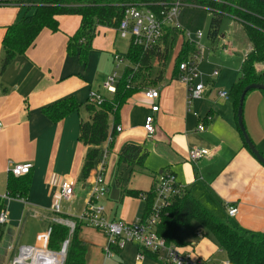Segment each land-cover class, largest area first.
<instances>
[{
    "label": "crops",
    "instance_id": "obj_1",
    "mask_svg": "<svg viewBox=\"0 0 264 264\" xmlns=\"http://www.w3.org/2000/svg\"><path fill=\"white\" fill-rule=\"evenodd\" d=\"M40 2L26 0L20 4L15 0H0V60L4 55L3 38L7 29L33 15ZM58 22L57 32L49 28L42 30L31 48L17 56L3 74L0 73V119L3 124L0 132V198L4 199L9 219L2 228L1 242L14 235V239L22 243L23 236L27 235L25 229L30 223L39 221L43 228L36 231L32 244H24L34 248L43 243L47 227L54 218L52 209L57 202L60 184L66 179L73 183V202H62L61 210H64L63 216L77 218L82 213L79 216L74 214L73 203L83 202L82 209H85L95 180L92 176L95 170L88 179L81 177L86 154L90 150L79 141L80 121L87 119V113L81 109L55 123L42 110L70 97L81 105L90 102V93L101 94L104 81L116 71L114 55L125 54L114 50L118 37L116 29L99 27L87 61L81 64L80 51L74 55L67 52L70 38L81 25L80 16H60ZM176 40L180 53L184 39L173 32L166 43L169 50L165 60H152L157 64V73L151 74L152 63L151 70L140 71L133 86L135 92L119 108L117 115L109 118V134L115 128V122L123 130L114 137L105 175L109 183L115 181L122 201L120 204H103L104 215L109 221L134 223L141 220L146 200L127 192L146 194L153 190L158 174L172 172L182 191L194 197L216 218L229 222L243 233L263 234L264 165L245 143L237 121L238 109L231 95V88L241 78L242 65L252 51V45L242 60L237 77L230 81L228 98L221 97L220 93L226 92H221L216 88L217 83L212 81L209 90L189 112L186 108V86L176 78V66L172 72L166 73L165 69ZM224 51H229L227 46ZM124 63L120 64L123 68L119 80L133 69L129 61ZM256 71L264 73V62L257 63ZM153 88L161 93L157 102L160 110L154 114L156 132L148 136L144 127L147 116L151 115V103L142 92ZM102 96L108 98L112 95ZM207 116L211 117L210 121H206ZM243 120L252 142L264 156L263 91H253L246 96ZM201 123L205 124L204 131H198ZM127 145L145 149L148 156L141 166L119 165L120 154ZM193 148L207 149L210 155L192 162L189 151ZM104 149L105 144L100 147V150ZM26 163L32 165L27 200L21 202L8 198L7 182L11 167ZM118 177L122 179L120 184ZM230 205L239 210L237 215L229 217L227 207ZM119 215L121 219L117 218ZM189 248L181 250L189 251ZM203 249L206 250H199L203 257L197 251L195 256L213 259L212 251L205 246ZM128 250L134 251L137 264H144L148 259L150 264H161L159 258L149 254H144L143 262L138 261L140 249L136 244H128L126 249L115 251L118 264H125L124 254ZM103 260L104 264L114 262L106 260L105 255ZM87 262L89 264L88 259Z\"/></svg>",
    "mask_w": 264,
    "mask_h": 264
},
{
    "label": "trees",
    "instance_id": "obj_2",
    "mask_svg": "<svg viewBox=\"0 0 264 264\" xmlns=\"http://www.w3.org/2000/svg\"><path fill=\"white\" fill-rule=\"evenodd\" d=\"M135 1L150 2L151 0H41L33 15L24 17L20 22L7 29L3 38L4 55L0 60V73L3 74L17 56L25 54L31 48L42 30L49 28L51 31L57 32L59 30L58 18L60 16H80L81 25L70 38L67 52L70 55H74L77 50L80 51V63H86L98 28L110 27L117 29L124 16V5ZM221 1H225L228 4L200 1L203 5L211 8L210 12L213 18L209 29L210 39L214 41L217 38L222 19L227 14L243 25L247 38L252 45V51L244 59L241 78L231 88V95L238 109L239 100L246 86L257 83L264 84V73L259 74L256 71L257 63L264 62V3L259 0ZM169 33L170 31H168V35ZM176 33L182 35L184 39L181 45L182 49L176 59V69H178L182 61L196 51V47L185 41L183 32ZM168 35L165 38V44L168 41ZM168 50L169 48H166L165 52L146 53L131 41L128 52L122 55L132 65L140 64V67L136 73L133 70L127 71L120 79L116 91L111 97H105L101 104L88 102L84 105L77 103L73 97H70L42 110L46 117L55 123L60 122L65 116L73 112H79L81 109L87 113V119L82 118L80 121L81 130L79 136V141L90 148L81 170L83 180L90 177L99 161L100 147L106 143L109 136L110 125L108 122L110 116L114 114L116 116L119 108L135 92L136 89L133 86L137 77L140 76V71L151 70V63L154 58L158 61L165 60ZM114 125L115 128L110 134L115 137L116 122ZM147 156L148 154L142 146L127 145L120 154L119 165L141 166ZM9 174L7 197L21 202L26 201L30 174L21 177H15L10 172ZM121 180V177H118V184L121 183ZM127 194L135 198H139L142 195L137 191H128ZM145 199L146 206L143 219L150 216L155 200L153 192L146 193ZM3 202L4 199L0 198V210L6 209ZM62 217L76 223L74 233L71 235L69 227L59 224L51 225L54 233L49 247L53 250L60 249L61 243L68 240L69 236H71L65 264H86V246L78 238V233L83 227V223L75 217ZM193 221L204 227L214 237L220 249L227 253L231 264H264V233L251 235L237 230L229 222L218 219L208 212L203 205L188 193L183 192L181 195L174 197L172 205L163 211L156 228L158 234L165 239L166 243L169 245L174 244L181 249L187 245L180 237V233L188 228ZM3 227L5 226H0V242L3 237ZM146 254L149 253L146 252ZM153 257L156 258V256Z\"/></svg>",
    "mask_w": 264,
    "mask_h": 264
},
{
    "label": "built area",
    "instance_id": "obj_3",
    "mask_svg": "<svg viewBox=\"0 0 264 264\" xmlns=\"http://www.w3.org/2000/svg\"><path fill=\"white\" fill-rule=\"evenodd\" d=\"M26 0H15L16 3H23ZM200 1L217 2L221 4H228L221 0H151L150 2L135 1L134 3L125 4L124 16L121 19L119 27L116 29L117 33L123 38H131V41L135 46H138L146 53L151 52H165L166 44L165 38L170 31L168 40L171 34L174 32H183L185 41L193 44L196 47V51L188 55L185 60L179 65L177 69L176 78L186 86V108L190 112L192 105L200 100L204 95V85L198 83L199 78L198 68L200 61L202 60V47L197 42L198 39L203 38V32H198L193 40L191 33L187 32L180 26L179 17L181 9L184 7L200 8L210 12L207 5H203ZM227 15V14H226ZM125 56L115 54L113 57L114 65L116 69L120 67V64L124 61ZM128 60V59H127ZM129 61V60H128ZM140 67V64L133 65V72L136 73ZM117 72H113L106 79L103 88L107 94L112 95L116 91V87L119 83ZM142 94L145 99L151 103V115L147 116L145 120V131L148 136H153L156 132L155 116L156 112H159L160 108L157 104L160 94L157 88L143 90ZM221 97L228 98L227 93H220ZM90 102L101 104L105 100V96L100 93L91 92ZM197 117V114H194ZM211 117L207 116L206 121H210ZM3 124L0 119V132L3 130ZM205 124H199L198 131H204ZM122 127L117 126L116 133L122 132ZM114 136L109 134L105 143V149L100 150V158L97 163L98 174L93 182V190L88 199V204L83 210L80 217L77 219L83 223V226H88L95 230H101L107 238V247L105 249V259L110 260L114 257L116 250H124L128 244H136L140 253L137 256L138 261H144V254L149 253L156 258H159L161 264H218L214 259H201L196 257L192 250H181L174 244L169 245L165 239L162 238L157 232V224L161 219L163 211L169 208L174 197L183 193L181 187L176 182L175 175L171 172H162L156 176L153 195L154 203L150 212V216L146 219L137 220L134 223H126L121 220L109 221L105 214V208L100 204L101 199L106 197L108 190L105 189V173L108 159L110 157V147L114 142ZM189 159L192 162L200 161V159L210 155V152L204 148H193L189 151ZM32 165L21 164L13 165L9 171L15 177H21L30 174ZM60 191L57 196V202L53 206V220L51 225L59 224L69 227L71 235L74 233L76 223L70 219L62 217L61 203L64 201H70L74 196L73 183L68 179L60 184ZM141 199L146 200V194L140 196ZM229 217L238 214L239 210L234 205L227 207ZM8 212L3 209L0 210V226L8 224ZM54 229L52 226L47 230V233L43 237L42 242H45V248L50 253H56L59 256L63 255L62 264H65V259L69 249L70 239L61 243L60 249H52L49 247L51 237ZM33 246L24 245L20 247L19 255L12 263L13 264H33L31 258L22 259L29 250H35ZM219 264H231L229 260L220 262Z\"/></svg>",
    "mask_w": 264,
    "mask_h": 264
},
{
    "label": "rangeland",
    "instance_id": "obj_4",
    "mask_svg": "<svg viewBox=\"0 0 264 264\" xmlns=\"http://www.w3.org/2000/svg\"><path fill=\"white\" fill-rule=\"evenodd\" d=\"M211 12L200 8H190L184 7L181 9L179 23L180 26L185 29L187 32L191 33L193 40L196 37L198 32H203L204 36L201 39L196 40L200 47H202V60L200 61V65L198 68L199 78L197 79L198 83H202L204 85V95L206 91L209 90V86L212 81L216 82V88H220L221 92L229 93V84L232 79L237 77L238 71L241 68L242 60L251 47L250 42L247 38L246 31H244L243 25L234 21L232 16L225 15L222 19V23L219 28V34L216 38V41L212 42L210 39V23L213 17H211ZM116 44L114 50L118 53H126L128 52L129 45L131 43V38H122L121 35L117 34ZM179 43L177 40L174 43V50L171 51L169 57L166 61V73L172 72L176 66V59L179 54L178 48ZM227 46L229 51L225 52L224 47ZM185 60V59H184ZM124 64H128V60L125 57ZM122 62V63H123ZM153 67L151 70V74L157 73V64L153 61ZM123 68V66H122ZM122 68L116 69L118 74V78H120V72H122ZM105 83V81H104ZM103 83V84H104ZM261 91H256V93ZM102 95H107L105 90H101ZM95 174H93V178L97 177L98 174V165L96 164ZM97 171V173H96ZM105 189L108 190L106 197L101 199L100 204L106 205V203L118 202L120 204L121 195L120 189H118L114 180H111L109 183L107 181V177L105 175ZM109 183V185H108ZM127 182H125L126 186ZM90 186V185H89ZM92 190L94 188L93 185ZM91 190V192H92ZM73 199L70 201H64V203H72ZM84 204L83 202L73 203L72 210L75 215L79 216L82 213ZM64 213V210H61ZM68 212V211H67ZM119 219L120 215L117 217ZM52 221L47 227V230L50 228ZM31 225L25 229L27 235L23 236L21 240L22 243L18 240V242L14 239L15 236H10L5 242H0V264H13L12 261L18 257L20 247L24 244H32L34 237L36 236V231L41 230L43 228V224L39 221H35L34 223H30ZM34 225V226H32ZM6 226V225H5ZM46 230V232H47ZM78 238L82 243H85L87 248L85 261L87 259L89 264H104V255L105 249L107 245V238L103 231L95 230L90 227L83 226L79 230ZM181 238L183 242L186 243V248L190 247L189 250H192L195 255H197L196 251L200 254L201 251L206 250L203 247H208L213 256V259L218 262L227 261L228 256L224 250L220 249L219 244L215 241L214 237L204 228L201 227L197 222H192L188 228L184 229L181 232ZM71 239V236H69ZM22 244V245H21ZM195 244V247L192 245ZM45 246V242L41 243L39 247ZM38 247V248H39ZM1 250H3L1 252ZM58 250V249H57ZM44 254L48 255V252ZM200 256H202L200 254ZM203 257V256H202ZM125 264H137V260L135 259V254L133 250H128L124 254ZM113 263L108 262L107 264H118L117 259L112 258ZM144 264H150L149 259L144 262Z\"/></svg>",
    "mask_w": 264,
    "mask_h": 264
},
{
    "label": "water",
    "instance_id": "obj_5",
    "mask_svg": "<svg viewBox=\"0 0 264 264\" xmlns=\"http://www.w3.org/2000/svg\"><path fill=\"white\" fill-rule=\"evenodd\" d=\"M259 1L264 3V0H259ZM258 90L264 92V84H261V83L251 84V85L246 86L243 89V93L241 95V98H240L239 104H238L239 108H238V112H237V121L239 123L240 131H241L242 135L244 136L245 143H246L248 149L251 150L252 154L259 161V163L264 165V156L259 150H257L254 143L252 142L250 135H248V133H247L245 123L243 120V110H244V102H245L246 96L250 92L258 91Z\"/></svg>",
    "mask_w": 264,
    "mask_h": 264
},
{
    "label": "bare ground",
    "instance_id": "obj_6",
    "mask_svg": "<svg viewBox=\"0 0 264 264\" xmlns=\"http://www.w3.org/2000/svg\"><path fill=\"white\" fill-rule=\"evenodd\" d=\"M45 252H48L49 254L46 255L44 254ZM24 258H31L33 264H62L63 255L59 256L56 253H50L43 246L36 248L33 253L29 250V252L26 253L22 259H19V262H22Z\"/></svg>",
    "mask_w": 264,
    "mask_h": 264
}]
</instances>
